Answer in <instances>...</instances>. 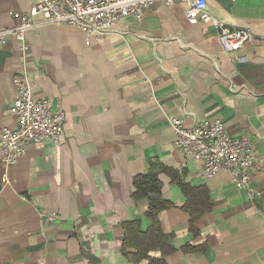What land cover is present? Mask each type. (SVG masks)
<instances>
[{"label":"crops","instance_id":"0c3cea01","mask_svg":"<svg viewBox=\"0 0 264 264\" xmlns=\"http://www.w3.org/2000/svg\"><path fill=\"white\" fill-rule=\"evenodd\" d=\"M37 1L0 0V29ZM206 3L253 39L228 53L212 25L189 24L187 1L174 0L98 40L49 24L26 32L25 55L15 39L0 45V127L15 125L11 79L20 72L66 117L58 143L31 144L8 168L0 162V264H133L135 243L164 264H264V0ZM171 117L219 120L249 136L257 195L225 171L204 178L175 147ZM151 168L168 203L157 214L168 248L151 233L148 199L133 196V178ZM191 212L200 213L193 224ZM130 222L146 235L124 248Z\"/></svg>","mask_w":264,"mask_h":264},{"label":"built area","instance_id":"2783aa9c","mask_svg":"<svg viewBox=\"0 0 264 264\" xmlns=\"http://www.w3.org/2000/svg\"><path fill=\"white\" fill-rule=\"evenodd\" d=\"M185 16L189 24L212 25L222 49L228 53L238 51L253 39L247 29L226 26L211 16L206 0H186ZM174 0H38L28 13H12L13 26L0 29V45L9 39L19 42L25 55L28 45L26 32L38 25L66 24L79 29L86 41L98 40L113 31L125 17L142 19L145 10L156 3L170 5ZM13 100L10 113L15 117L13 127H0V162L4 168L15 164L26 154L31 144L50 140L58 143L66 117L62 109L53 108L48 98L36 99L28 77L18 73L11 79ZM170 126L175 133L174 145L186 158L200 162L204 178L225 171L237 189L247 191L253 199L257 193L249 181L257 158L251 139L247 135L230 134L219 120H200L185 125L179 117H171ZM38 264V263H35Z\"/></svg>","mask_w":264,"mask_h":264},{"label":"trees","instance_id":"16d2710c","mask_svg":"<svg viewBox=\"0 0 264 264\" xmlns=\"http://www.w3.org/2000/svg\"><path fill=\"white\" fill-rule=\"evenodd\" d=\"M133 187V196L135 198L145 197L148 199V215L152 218L153 221L151 233L153 234V236H155V240L161 243L164 247L167 243V240L165 235L160 231L157 214L161 209L166 208L168 206V203L160 198V182L158 180L157 173L151 168L144 174L136 175L133 178ZM199 214L200 213L191 212L192 224L197 219ZM125 227L127 235L123 243L124 248L128 247L131 244L132 240L134 241V238L144 237L146 235V233L138 230V225L136 222L125 223ZM145 239L148 241V238ZM149 246L150 244H147V247H139L137 243H135V252H128L133 264H141L142 260L147 261L145 264H164L162 258L150 259V256L147 254L150 248ZM166 247L168 248V243Z\"/></svg>","mask_w":264,"mask_h":264}]
</instances>
